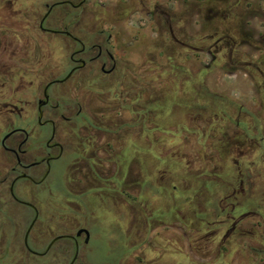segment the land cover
I'll return each mask as SVG.
<instances>
[{"label":"flooded vegetation","instance_id":"af4514ba","mask_svg":"<svg viewBox=\"0 0 264 264\" xmlns=\"http://www.w3.org/2000/svg\"><path fill=\"white\" fill-rule=\"evenodd\" d=\"M133 18L149 26L135 27ZM133 45L141 53L171 48L180 59L161 69L157 59L137 63L128 55ZM62 48L67 64L48 74V62ZM230 78L246 83L248 105L247 95H234ZM192 98L205 105L192 108ZM193 113L203 116L201 130L192 131L199 119L191 121ZM168 130L170 140L160 141L159 133ZM181 138L195 140L201 147L193 154L199 156L213 148L209 158L194 157L202 168L198 175L186 153L176 154ZM160 142L168 150L159 152ZM68 154L73 160L62 200L52 192V208L27 202L29 185L46 186L53 166ZM145 162L151 173L144 172ZM174 163L188 169L185 188L175 184ZM259 196L264 0H0V264H26L28 254L87 264L81 261L91 237L86 227L108 214L125 228V237L133 229L141 238L143 230L149 235L156 228L158 238L166 229V251L151 241L144 255H134V264L164 258L189 264L198 252L215 253L213 264H264ZM88 200L103 216L89 220L92 209L88 219L79 215L88 211ZM13 204L31 208L33 220L9 224ZM128 253L122 251L121 264ZM146 254L157 256L149 262Z\"/></svg>","mask_w":264,"mask_h":264},{"label":"rangeland","instance_id":"374dc122","mask_svg":"<svg viewBox=\"0 0 264 264\" xmlns=\"http://www.w3.org/2000/svg\"><path fill=\"white\" fill-rule=\"evenodd\" d=\"M133 22L135 23V27H137L138 25H141L140 23H145L144 27H148L149 26V22L145 21L144 19H136L133 18ZM139 23V24H138ZM147 25V26H146ZM194 31H197V29H195ZM55 39L62 41V40H66V37L61 36V35H56L53 36ZM140 47L141 48H146V44L145 42H141L140 41ZM65 48H62V50H60V52H58L55 56L53 62L56 61V63L54 64L52 61L48 62L47 65V72L48 74L52 71V70H58V68H64L65 65L67 64V58L69 57V53H67L65 50ZM148 53V55H147ZM159 54H156V50L154 51V53L152 52H143L141 53L137 47H135V45L131 46L130 51L128 52L129 55V59H131L132 61H135L137 63H141L143 62L142 60H146V59H157L159 62V66L160 69L165 67L168 63L166 61H171L172 59L174 60H178L180 59L178 52L175 51L174 54V50H172L171 48L166 49L164 52L160 51L157 52ZM190 60H195L196 57L194 56H190L189 57ZM168 70V69H167ZM165 75L168 74L167 71H163ZM172 72V71H169ZM170 74V73H169ZM234 78H230L229 81L232 82V91L234 93V95H236V97H241L242 95H247L248 98L247 100L244 101V103H246L247 105L249 104V100L251 99L250 97H252V93L251 91L248 89L246 83L242 82V81H237L236 83L233 80ZM227 87V83L223 85V87H221V90H224ZM59 87H56V89H58ZM160 92L162 91L163 88H165V84H160ZM168 90L165 95L167 96H172L174 94V90L172 89V86L169 85L168 86ZM192 92V91H190ZM244 99V98H243ZM246 99V98H245ZM242 100V99H241ZM171 103V102H170ZM192 108L195 107H199V106H203L205 105L203 100H199V99H193L190 101ZM212 104V103H211ZM209 104L206 105V107H208L209 109L213 108L211 105ZM186 106V105H185ZM203 115V114H202ZM207 118H209V114L206 115ZM203 117V116H202ZM199 116V113H193L191 114V121H193L194 119H197V121H195V126L192 128V131H194L196 128L201 130V127H203V123L205 122L204 120L200 119L202 118ZM205 119V118H203ZM18 124H23V122L18 121ZM173 133L170 132V130H168V132H160L159 133V139L160 141L162 140H170V136ZM194 135V134H192ZM193 137V136H192ZM194 138V137H193ZM180 141L182 142V144L180 145ZM164 143V142H163ZM168 143V141H167ZM165 144V143H164ZM169 144V143H168ZM160 148H158L159 152H163L168 150L166 148V146H161V142L159 143ZM184 146V150H183V146ZM169 146H171L169 144ZM201 146L196 145V141L190 139V140H186L185 138H181L180 140H175V151L176 154L180 151L182 153H186L187 155V161H190V165L192 164V169L195 173H192L193 175H198V172L200 170H202V168L200 167L201 165L199 164V161H197V163H194V157L196 158L197 156L199 158H201L202 160L205 159V156L207 155V157H211L213 156L214 153H212V149L207 148L206 147V152L201 153L200 156L193 154V151L198 148H200ZM194 148V149H193ZM149 150V149H147ZM153 152L152 154L154 156L156 155H160L161 153H157V150L155 148H152ZM151 151V149L149 150ZM144 152H145V148H144ZM206 153V154H205ZM191 154V155H190ZM178 158V157H177ZM73 160V155L72 154H68L66 157H64L61 161H59L58 163H56L53 166L52 169V173L49 177V180L47 182L46 186H36V185H29L30 187V191L29 194L23 195L24 199L27 202H31L34 204H39L40 206L45 207V209L48 208H52V205L54 200H51V195L52 192L56 193L58 196V200H62L61 197H63V195L66 194V188L64 185V178L66 176V169L68 167V165L71 163V161ZM146 163V164H145ZM143 164V170L144 172H150L151 167H153L150 163L145 162ZM205 163V162H203ZM170 164V163H168ZM179 164L181 163H174V176H175V184L179 185V188H185L186 187V182H184V178L186 177V173H188V169L187 167L185 168H180ZM185 164V163H183ZM151 165V166H150ZM163 165V164H161ZM188 166V165H187ZM206 167L207 164H203V167ZM172 168V167H171ZM170 168V169H171ZM169 168H167V166H164V170L169 171ZM163 175V174H162ZM162 175L159 176V186L161 184H164L163 181L161 180V178L163 177ZM197 186V185H195ZM194 186V187H195ZM146 190V189H145ZM71 193V192H70ZM147 194H149L150 192H146ZM73 194V193H71ZM153 194H151L150 196H152ZM155 196V193H154ZM155 198V197H154ZM260 201H262V199H264V196H259L258 197ZM86 199V198H85ZM53 201V202H52ZM264 202V201H262ZM86 203V202H85ZM89 205H87V212L85 211L84 214H82V211H79V215L80 216H86V219H88L87 217H89V209H92L95 213V218L92 217V215H90L89 220H94L98 217H100V215L103 216L101 210L98 208L97 204L94 203L93 201H89L88 200ZM144 203H145V199H144ZM143 203V204H144ZM153 206L156 204V202H152ZM13 210L11 211L14 214V219H12L10 221L9 224H13L14 220L16 221L19 219H22V221H25V223L27 224V222L33 220L34 217V211L24 205H20V204H13ZM156 206V205H155ZM145 207V205H144ZM91 210V211H92ZM102 221L93 224L91 227H86L88 230H90V241L88 244L85 245V248L82 249V259L81 261H85L87 264H121V262L119 261L120 257H122V251H124L125 253L129 252L130 249V254L128 253V258L126 260V264H134V255H144V251L146 250V246H148V243H151V241L157 242L159 248H161L162 250H164V252L166 251V238H167V232L166 229L165 230H161L159 232H162V235L158 234L159 237H155L154 233L155 231H157V229L155 228V231L150 232L149 235H145V230H143V237H139L138 235L136 236V234L134 233V229L130 230L131 233L128 232L127 234V243H126V237H125V228L124 227H119V225L115 222H113L114 216L111 215H104V217L102 218ZM13 226V225H11ZM25 228V225L23 226ZM157 227V226H156ZM12 228V227H11ZM176 233V232H175ZM140 235V234H139ZM15 236V233L13 231V229L9 230L8 233V239H12ZM145 236H147V238L145 239ZM143 239H145L147 242L145 245L141 246V242L143 241ZM174 239H178V234L174 236ZM164 240V242H162ZM180 241V240H179ZM178 241L179 247H181L182 243H180ZM62 243H65L67 241L62 240ZM177 242H175V248L178 247ZM171 249V248H170ZM169 249V250H170ZM157 251L159 249H156ZM176 251V249H175ZM3 253L6 255L7 254V249H3ZM13 254L8 255L9 257L12 256ZM147 255V261L151 262L152 260H154L153 258L156 257L157 255H153V254H146ZM29 258L27 259V263L26 264H56L55 260L52 257L49 256H33V255H29ZM88 260H87V259ZM189 264H213L216 260V255L215 253H209V252H198V253H191L190 258H189ZM183 260L181 259H169L167 260L166 258H164V260H158L156 261L158 264H178L179 262H182ZM64 261H60L61 264H63ZM188 262V260H187ZM186 262V264H187ZM16 264H19V260L15 261ZM64 264H68V261L66 260V262H64Z\"/></svg>","mask_w":264,"mask_h":264},{"label":"water","instance_id":"95a60500","mask_svg":"<svg viewBox=\"0 0 264 264\" xmlns=\"http://www.w3.org/2000/svg\"><path fill=\"white\" fill-rule=\"evenodd\" d=\"M88 233V231H86ZM89 234V233H88Z\"/></svg>","mask_w":264,"mask_h":264}]
</instances>
